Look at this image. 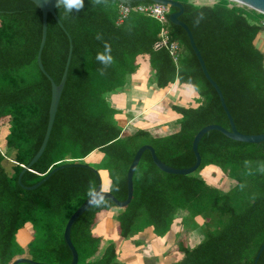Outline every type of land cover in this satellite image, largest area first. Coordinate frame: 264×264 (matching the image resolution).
Listing matches in <instances>:
<instances>
[{"label": "trees", "instance_id": "1", "mask_svg": "<svg viewBox=\"0 0 264 264\" xmlns=\"http://www.w3.org/2000/svg\"><path fill=\"white\" fill-rule=\"evenodd\" d=\"M174 1L184 6L180 20L191 30L237 130L244 135L264 134V54L255 43L264 30V15L229 0L202 6L190 0ZM150 3L131 0L133 7ZM119 6L114 0L85 1L84 8L71 15L59 7L56 13L64 29L48 16L41 59L57 85L65 70L69 38L72 58L48 145L24 173L22 184L32 187L55 168H64L28 191L18 178L41 148L52 97L51 82L38 66L42 12L29 0H0V123L9 125L5 149L0 148V264H13L15 237L26 224L34 231L29 246L32 261L71 264L64 238L67 223L101 183L99 171L85 162L92 153L105 156L103 168L113 179L109 193L123 202L128 171L140 148L152 146L165 165L187 169L196 163L193 142L203 128L219 125L231 130L185 30L169 25L172 39L183 48L176 65L165 47L156 48L159 23L131 12L117 24ZM177 11L170 9V14ZM98 34L101 39L96 38ZM105 43L113 57L107 67L95 59ZM141 55L150 57L154 83L160 89L178 81L197 93V107H173L182 117L176 134L158 138L139 130L122 137L117 112L107 96L125 86ZM199 153L202 163L197 172L179 176L162 172L146 151L134 174L133 199L126 208H118V232L129 240L152 228L162 238L170 232L177 213L184 211V229L203 220L205 239L190 249L182 232L177 247L184 256L176 264H254L264 243V142H236L211 131L202 138ZM208 168L219 170L227 183L235 185L224 191L210 185L201 175ZM114 208L111 200H103L75 222L71 240L78 264H121L114 244L96 259L101 245L93 233L96 218ZM258 264H264V251Z\"/></svg>", "mask_w": 264, "mask_h": 264}, {"label": "crops", "instance_id": "2", "mask_svg": "<svg viewBox=\"0 0 264 264\" xmlns=\"http://www.w3.org/2000/svg\"><path fill=\"white\" fill-rule=\"evenodd\" d=\"M190 1L194 3L193 0ZM255 43L264 54V30ZM197 100L198 96L194 88L180 84L178 81L165 89H160L154 83V71L148 55H141L138 58V68L134 74L128 75L125 86L107 96L110 107L117 112L115 120L123 130L122 137L131 136L139 130L147 131L158 138L176 134L180 131L182 117L173 111V107L195 108L198 106ZM99 153V151L92 153L85 162L89 163ZM104 172L106 176L112 177L110 171L104 169ZM99 174L101 177L100 172ZM217 176V170L214 168L202 172L204 180L212 186H214V177ZM101 184L103 186L102 177ZM112 184L113 179L110 180V185ZM118 211V208H114L109 212L98 214L96 218L93 233L101 240L96 258L98 260L106 249L114 244L121 264H176L184 256L177 247L182 232L186 234L184 240L190 249L195 248L205 239L204 224L201 223L203 220H197L198 226L186 231L183 221L187 214L179 211L170 232L165 237L158 238L152 228H147L126 240L118 232L116 223ZM17 258L18 256L14 261Z\"/></svg>", "mask_w": 264, "mask_h": 264}, {"label": "water", "instance_id": "3", "mask_svg": "<svg viewBox=\"0 0 264 264\" xmlns=\"http://www.w3.org/2000/svg\"><path fill=\"white\" fill-rule=\"evenodd\" d=\"M29 1L36 4L37 7L42 12V39H41V45H40L39 54H38V66H39L41 72L46 77L49 78V80L51 82V87H52V97H51V104H50V109H49V121H48L47 129H46L45 138L43 140V143H42L41 148L39 149L38 153L34 156V158L31 160V162L28 164V166L24 167V170L21 172V174L18 178V184L20 186H22L23 188H25L28 191H33V190H36L39 187H41L53 174H55L56 172H58L59 170L64 168V166L55 168L44 180H42L41 182H39L38 184H36L32 187H25L22 184V177H23L24 173L26 171L30 170L32 168V166L38 162V160L42 157V155L45 152L46 147L48 145V142H49L52 130H53L56 114L58 111L59 103H60L64 88H65V85L67 82L68 71H69L71 58H72L73 46H72L71 38H69L70 48H69V54H68L65 70H64L60 84L57 85L49 77V75L46 73L44 66L42 64L41 54H42L43 48H44V46L46 44V40H47L48 16L52 15L53 18L58 23V25L62 29H64V26H63L62 22L60 21L59 17L57 16V13H56V9L59 7H57V5H56V0H29ZM85 1H107V0H85ZM114 1H117L121 5L131 6V0H114ZM148 1L151 3H154V4L167 6L170 9H178L177 12L170 14L169 21L171 24H173L175 26L182 27L185 30V32L187 33L191 48L193 49V51H194V53H195V55H196V57L200 63V66L202 68L204 76L206 77L208 82L212 85V87L215 89V91L217 92V94L219 96L222 108H223L224 112L226 113V115L229 119V122L231 125V130H226L225 128H223L219 125H209V126L203 128L196 135L194 142H193V152H194V155L196 158V163L194 166L187 168V169H175V168H172V167L165 165L157 157L156 152L152 146H144V147L140 148V150L135 155V158H134V160H133V162L129 168V171H128V175H127V199L123 202L118 201L111 193L104 192L102 190V184L100 183L96 192L85 203H83L79 207V209L71 216L70 220L68 221L66 229H65V233H64V238H65V242H66L67 246L69 247L71 254H72L71 264H78V262H79L78 252H77L76 248L74 247L72 240H71V231H72V228H73L75 222L81 216H83L89 209H91L94 205H96L97 203H99L103 200H111L117 208H126L131 203V201L133 199V194H134L133 178H134V174H135L136 169H137V167H138V165L142 159L143 154L146 151H149L151 153L154 164L162 172L167 173V174H171V175L189 176V175L195 174L197 172V170L199 169V167L201 166L202 158H201V155L199 153V144H200L202 138L207 133H209L211 131L220 132L225 137H227L233 141H236V142L247 143V144H260V143L264 142V134H262V135H244L237 130L235 123H234V120H233V118H232V116L228 110V107L226 105L223 93H222L221 89L219 88V86L216 84V82L209 75L208 70L206 68L205 61L202 57L200 50L198 49V47L196 45V42L194 40V36H193L191 30L189 29V27L185 23H183L180 20V17L184 13V6L181 3L174 1V0H148ZM229 1L236 3V4H239L241 6L247 7L249 9H252V10L264 15V0H229ZM263 251H264V243H263L262 247L260 248V250L256 256L254 264H258V261L260 259L261 254L263 253ZM13 264H41V263L34 262L28 258H19V259L15 260L13 262Z\"/></svg>", "mask_w": 264, "mask_h": 264}, {"label": "rangeland", "instance_id": "4", "mask_svg": "<svg viewBox=\"0 0 264 264\" xmlns=\"http://www.w3.org/2000/svg\"><path fill=\"white\" fill-rule=\"evenodd\" d=\"M218 1L219 0H193V2L196 5H201V6L202 5H213L214 3ZM8 132H9V125H7L5 122H1L0 123V144H2V146L0 147L1 149H5L6 136L8 135ZM98 156L95 157L93 160H90L88 164L90 166L93 165V167L96 168L101 173L102 183H103L102 190L104 192H109L111 189L110 180L112 179V177L106 176V172H104L103 167L105 166V162H106L105 156H103L102 153H99ZM217 173H218V176L220 177L218 176L214 177V180H213L214 186H217L221 188L222 191H224V190L231 189V187L235 185V183H232V184H230L229 182L227 183L226 178H225L227 176L221 175L222 173L219 172V170H217ZM201 223L205 224L203 221H201ZM33 238H34V231L32 230V227L30 224H27L23 230L18 232V234L15 237V242H14V249L18 256L17 259L28 258L32 260L33 257L29 253V246Z\"/></svg>", "mask_w": 264, "mask_h": 264}, {"label": "built area", "instance_id": "5", "mask_svg": "<svg viewBox=\"0 0 264 264\" xmlns=\"http://www.w3.org/2000/svg\"><path fill=\"white\" fill-rule=\"evenodd\" d=\"M131 12H138L140 14L146 15L159 23L160 40L156 44V48L165 47L169 51L175 64L178 65L183 48L178 41L172 39L170 34V8L154 3L138 5L135 7L120 4L117 24H121Z\"/></svg>", "mask_w": 264, "mask_h": 264}, {"label": "clouds", "instance_id": "6", "mask_svg": "<svg viewBox=\"0 0 264 264\" xmlns=\"http://www.w3.org/2000/svg\"><path fill=\"white\" fill-rule=\"evenodd\" d=\"M84 4L85 0H56L57 7L63 8L65 15H71L73 12L80 11L84 8ZM96 38L101 39L99 34ZM95 59L105 67L112 63L111 48L107 43H105L103 52H97ZM89 195L91 196L92 193L90 192Z\"/></svg>", "mask_w": 264, "mask_h": 264}]
</instances>
